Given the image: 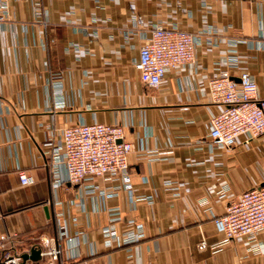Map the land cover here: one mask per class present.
Returning <instances> with one entry per match:
<instances>
[{"label":"crops","instance_id":"1","mask_svg":"<svg viewBox=\"0 0 264 264\" xmlns=\"http://www.w3.org/2000/svg\"><path fill=\"white\" fill-rule=\"evenodd\" d=\"M156 24L217 31L222 44L199 47L194 65L170 69L148 89L134 63ZM230 39L238 41L235 66ZM226 69L236 81L251 74L264 100V0H9L0 24V237L21 256L60 248V264H264V233L225 242L213 220L264 183V135L209 147L211 114L223 106L211 101L208 82ZM80 120L126 127L136 200L125 189L103 198L53 188L44 144ZM20 170L35 183L22 186ZM112 226L114 238L105 234Z\"/></svg>","mask_w":264,"mask_h":264},{"label":"built area","instance_id":"2","mask_svg":"<svg viewBox=\"0 0 264 264\" xmlns=\"http://www.w3.org/2000/svg\"><path fill=\"white\" fill-rule=\"evenodd\" d=\"M9 17V0H0V24ZM133 24L139 28L142 18L134 15ZM237 40H227L228 62L236 65L239 61ZM222 40L217 31L208 34L192 33L178 27L156 24L150 36L140 46L139 59L134 63L142 84L148 89H159L170 69L192 66L196 62L199 47H220ZM210 99L223 106L211 114L209 133L210 149H233L240 137L248 139L264 135V100L259 99L258 86L253 76L243 72L239 81L234 80L229 69L221 71L208 82ZM49 156L52 186L56 190L64 185L76 187L88 195L111 198L125 189L133 198L129 156L133 144L126 138V127L119 124L93 123L80 120L65 126L58 134L51 132L44 144ZM22 186H30L35 179L25 170L18 172ZM99 182H119L109 189H101ZM136 200V198H135ZM137 200H144L138 198ZM119 217L111 219L116 222ZM217 231L225 236V242L246 238L256 242L264 233V183L257 184L233 198L221 215L213 216ZM107 237H116L115 228L105 229ZM66 232L60 233V238ZM129 236L124 244L137 240ZM9 237H0V264H22V256L13 252ZM47 244V242H46ZM121 243H119L120 245ZM205 241L199 244L205 250ZM258 248V247H256ZM63 250L53 248L42 252L48 256L47 264H57ZM79 264H87L82 262Z\"/></svg>","mask_w":264,"mask_h":264},{"label":"water","instance_id":"3","mask_svg":"<svg viewBox=\"0 0 264 264\" xmlns=\"http://www.w3.org/2000/svg\"><path fill=\"white\" fill-rule=\"evenodd\" d=\"M46 210L48 211V208H46ZM41 253L42 249L37 246H34L30 249L29 252H26L22 255V259L24 262L27 260L38 261L41 259Z\"/></svg>","mask_w":264,"mask_h":264},{"label":"trees","instance_id":"4","mask_svg":"<svg viewBox=\"0 0 264 264\" xmlns=\"http://www.w3.org/2000/svg\"><path fill=\"white\" fill-rule=\"evenodd\" d=\"M57 239H58V237H57ZM62 260H63V255L60 256V259L58 260L57 264H60Z\"/></svg>","mask_w":264,"mask_h":264}]
</instances>
